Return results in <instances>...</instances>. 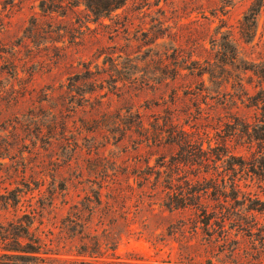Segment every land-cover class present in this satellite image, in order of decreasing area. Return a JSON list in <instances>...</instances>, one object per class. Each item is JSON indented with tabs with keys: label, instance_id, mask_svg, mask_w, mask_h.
<instances>
[{
	"label": "rangeland",
	"instance_id": "1",
	"mask_svg": "<svg viewBox=\"0 0 264 264\" xmlns=\"http://www.w3.org/2000/svg\"><path fill=\"white\" fill-rule=\"evenodd\" d=\"M259 7L255 38L246 44L240 24ZM226 34L236 42V62L212 78L206 71L218 51L213 40L224 44ZM237 59L264 64V0H131L105 19L90 13L86 0H0V195L22 190L24 201L45 206L46 230L53 229L96 189L95 168L144 170L147 162L153 167L177 154L176 147L141 144L139 118L149 129L173 115L201 136L205 149L210 142L216 148L240 128L236 118L257 124L263 116L237 97L242 80L252 95L262 84L255 74H243ZM235 136L230 153L250 160L247 137L239 130ZM237 179L244 194L264 201L263 176L243 172ZM63 181L67 191L59 189ZM52 194L55 211L47 207ZM14 214L1 212L0 222ZM134 229L117 250L121 259L180 264L178 241L156 246L147 234H136L139 225ZM252 234L233 230L214 264H264V241L257 229ZM205 238L199 231L192 240L198 256L222 245Z\"/></svg>",
	"mask_w": 264,
	"mask_h": 264
},
{
	"label": "trees",
	"instance_id": "2",
	"mask_svg": "<svg viewBox=\"0 0 264 264\" xmlns=\"http://www.w3.org/2000/svg\"><path fill=\"white\" fill-rule=\"evenodd\" d=\"M130 1L86 0V8L96 18L105 19ZM252 8L240 24V36L246 44L255 38L257 16L261 12V7ZM231 36L226 34L222 38L224 44L219 45L213 38L214 48L218 51L214 60L208 62L212 69L206 71L212 78L216 70L225 72L226 67L236 62V42ZM237 60L243 74L251 72L262 80L261 89L255 95L244 87L243 80L237 84L241 88L237 97L246 98L250 107L263 114L257 124L236 118L240 128L233 127L234 132L221 138L216 148L210 142L205 149L201 136L185 130L176 123L173 115L162 123L156 119L149 129L139 118L137 129L144 131L141 144L152 148L176 147L177 154L169 161L166 157L159 158L153 167L147 162L144 170L136 168L129 172V167L118 163L112 169L95 168L96 189H91L82 200L72 204L60 225L54 222L52 227L59 230L57 235L52 228L46 230L45 206L24 201L22 190L1 194L0 213L13 211L15 214L12 219L0 222V264H154L123 260L117 255L123 238L135 233V225L140 229L136 234H147L156 246L167 245V238L178 241L180 264H214V258L230 244L233 230L238 233L249 231L252 236V230L257 229L264 241V201L244 194L237 179L243 172L257 179L264 177V64ZM95 92L92 89L86 94ZM259 125L262 127L257 131ZM238 130L247 137L244 144L252 151L250 160L229 151ZM121 141L122 138L118 144ZM67 167L73 169L72 164ZM83 174L84 171L79 178ZM67 188L68 183L63 181L59 189L67 191ZM54 195L47 204L52 211L57 209ZM24 202L27 209L19 214ZM187 213H190L187 220L181 219L177 225L169 222L173 216L185 218ZM155 220L160 222L157 227ZM199 231L207 237L208 243L214 240L222 243L218 251H206L205 256L195 254L192 240ZM236 251L234 249L232 255H238Z\"/></svg>",
	"mask_w": 264,
	"mask_h": 264
}]
</instances>
